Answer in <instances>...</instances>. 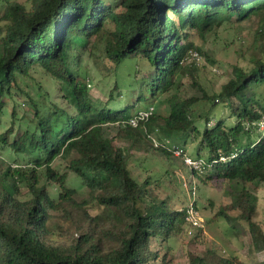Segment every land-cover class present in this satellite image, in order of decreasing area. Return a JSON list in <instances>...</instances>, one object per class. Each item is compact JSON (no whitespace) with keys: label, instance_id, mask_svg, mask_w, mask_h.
<instances>
[{"label":"trees","instance_id":"1","mask_svg":"<svg viewBox=\"0 0 264 264\" xmlns=\"http://www.w3.org/2000/svg\"><path fill=\"white\" fill-rule=\"evenodd\" d=\"M2 4L0 154L14 158H0V264H171L178 241L191 248L201 240L203 228L186 240L187 205H176L184 199L173 190L174 183L154 175L140 182L132 174L130 157L133 150L143 149L173 155L174 145L184 148L171 141L174 133L199 139L198 157L208 151L202 175L228 183L231 203L216 216L240 221L250 236V251H264V228L256 220V191L264 185V135L258 133L253 141L255 129L247 128L264 115V104L255 93L264 89V0ZM246 20L257 24L244 45L249 55H242L251 67L235 66L234 76L219 93L200 86L201 97H179L177 88L188 75L191 53H206L195 38L207 41ZM96 46H101V55L94 52ZM84 53L97 64L111 61L113 72L126 59H139L146 65L143 80L150 87L151 102L145 107L135 100L119 109L99 103L89 90V73L79 66ZM191 66L200 70L195 63ZM39 70L56 83L55 96L36 80ZM114 92H120L117 82L111 98ZM164 93H173L165 100L168 111H157L155 104ZM233 98L240 105L234 106ZM219 99L231 104L235 125L221 118L209 127ZM150 107L154 111L147 120L137 127L130 124ZM200 120L206 124L203 131ZM111 123L120 127L115 136L105 128ZM153 138L160 139L159 147ZM117 139L126 145L120 146ZM71 173L88 189L89 199H76V187L67 185ZM163 181L169 194L162 191ZM228 210L238 214L231 216ZM188 260L243 264L217 245L199 253L189 250Z\"/></svg>","mask_w":264,"mask_h":264},{"label":"rangeland","instance_id":"2","mask_svg":"<svg viewBox=\"0 0 264 264\" xmlns=\"http://www.w3.org/2000/svg\"><path fill=\"white\" fill-rule=\"evenodd\" d=\"M7 0H0V16L3 13V2ZM21 3L29 4V0H16ZM111 3H117L118 0H109ZM176 21L177 16L172 12L169 13ZM257 24L255 20H246L238 24L232 29H221L216 36H211L207 41L196 37L195 41L205 51V54H201L199 60L187 61L188 75H184L181 78L180 86L177 88L179 97H201L202 91L200 86H203L205 90L210 93H219L223 84H225L231 77L234 76L233 69L235 66L249 69L251 65L247 60L249 53H245L248 37H252ZM235 40L234 44H230L232 40ZM94 52L97 55H101V46H96ZM245 53L246 58H242ZM104 63L97 64L92 56L88 53H84L80 60L79 66L85 73H89L90 79L88 81L89 90L93 96L101 104L110 103L109 106L113 108H123L129 103H134L138 100L143 106H147L151 102V90L146 84H144L143 78H145L144 70L146 65L141 63L139 59L128 58L118 65L115 72L111 71V61L104 60ZM192 63L198 65L200 70H196L194 67H190ZM141 69V70H139ZM37 81H39L43 87L56 95V83L52 80L51 76L41 72V70L35 72ZM117 82L120 86V92H114L111 98L112 88L114 83ZM198 83L194 85V83ZM255 91V90H254ZM257 97L260 99V103L264 104V89L263 87L255 91ZM173 94V93H172ZM171 93L162 94L156 104V110L168 111V104L165 101L167 97L172 96ZM148 98V99H147ZM110 100H112L110 102ZM209 127L215 125L217 119L224 118L225 123L228 126H233L237 122V117L231 112V104L225 102L222 103V99L217 101ZM231 103L234 106H238L239 101L233 98ZM157 110V111H158ZM202 131L205 129L206 124L204 120H200L199 123ZM111 135L115 136L120 131L119 124L105 125ZM160 136L161 133L157 132ZM174 139L180 142L181 146L185 148L187 153L191 156L198 157V147L200 140H192L185 134H172ZM177 136V137H176ZM156 137V138H157ZM252 140L258 138V133L254 131L251 136ZM158 140H160L158 138ZM186 140V143L184 141ZM117 143L126 145L125 141L117 139ZM1 151V150H0ZM200 156L204 159L208 158V151L204 150ZM4 160H12L14 156H9L8 153L2 152L0 158ZM130 168L133 176L140 182L144 181L148 176L154 175V177H165L164 180H168L174 183L173 190L177 189L184 200L180 202L176 201L178 207H182V204L187 205L191 201V191L188 189L192 186V183H196L197 186V207L199 213L205 222L203 228V235L201 240L198 241L191 248L183 240L178 241L177 246L173 249V262L171 264H189L188 252L199 253L204 251L207 247L217 245V247L227 256H238L243 264H257L264 260V251L259 253H253L250 251V236L248 232L242 229L240 221L229 220L223 214H219L220 210L231 203V197L226 194V188L228 183L225 180H208L205 175H193L188 166L184 164L181 157H177L174 154L171 156L156 149H143L133 150L130 157ZM67 185L70 187H76L77 194L76 199L81 201L86 198H90L88 189L81 184L78 177L71 173L68 178ZM162 191L164 194H169L166 187L167 182L162 183ZM188 187V188H187ZM184 192H182V191ZM183 194H182V193ZM256 194L259 199V208L256 220L264 228V185L261 186ZM179 195V196H180ZM180 196V197H181ZM184 201V202H183ZM175 205V204H174ZM91 211L97 212V209L92 206ZM228 214L236 216L237 210H228ZM196 229H192L190 233V227L187 226L183 236L186 240L194 236Z\"/></svg>","mask_w":264,"mask_h":264},{"label":"built area","instance_id":"3","mask_svg":"<svg viewBox=\"0 0 264 264\" xmlns=\"http://www.w3.org/2000/svg\"><path fill=\"white\" fill-rule=\"evenodd\" d=\"M199 59H201V55L196 51H193L189 57V60L192 61ZM153 111H154V107H150L148 110L139 111V113L136 116L132 117L129 120L130 124L134 127H137L140 121L147 120L149 116L153 113ZM250 126H252V128L255 129L257 133L264 135V115L258 121L253 122L252 125L247 124V128H249ZM153 144L155 147H159L161 145V143L155 138H153ZM172 149H173V154L183 159L184 164L189 167L193 175H202L205 173L207 162L204 158L191 156L187 153V151L184 148L179 146L174 145ZM221 158L222 160H226L225 157H221ZM188 189H190L192 197H191V201L187 204L186 207L185 220L188 226L190 227V233H191L192 229L204 228L205 222L201 217L199 213V209L196 204L197 203L196 183L193 182L192 186L189 187Z\"/></svg>","mask_w":264,"mask_h":264},{"label":"clouds","instance_id":"4","mask_svg":"<svg viewBox=\"0 0 264 264\" xmlns=\"http://www.w3.org/2000/svg\"><path fill=\"white\" fill-rule=\"evenodd\" d=\"M201 157V156H200Z\"/></svg>","mask_w":264,"mask_h":264}]
</instances>
